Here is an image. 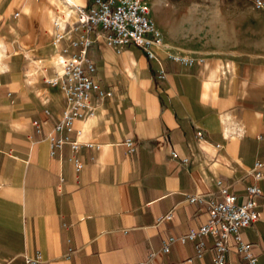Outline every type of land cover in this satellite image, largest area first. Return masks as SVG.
Masks as SVG:
<instances>
[{
	"label": "crops",
	"instance_id": "1",
	"mask_svg": "<svg viewBox=\"0 0 264 264\" xmlns=\"http://www.w3.org/2000/svg\"><path fill=\"white\" fill-rule=\"evenodd\" d=\"M68 1L75 8L94 2ZM166 1H154V14ZM76 15L64 0H0V263L211 264V237L201 257L193 242L175 241L167 253L162 247L207 221L204 206L188 198L219 201L220 182L238 203L248 186L261 191L259 220L242 239L264 264V84L256 83L264 56L183 66L170 56L191 54L178 51L157 19L164 45L153 48L152 60L88 32L94 77L112 96L93 93L89 114L74 122L77 172L68 146L51 156L48 138L65 103L44 83L60 58L77 54ZM54 19L66 32L56 46ZM226 261L244 264L235 250Z\"/></svg>",
	"mask_w": 264,
	"mask_h": 264
},
{
	"label": "built area",
	"instance_id": "2",
	"mask_svg": "<svg viewBox=\"0 0 264 264\" xmlns=\"http://www.w3.org/2000/svg\"><path fill=\"white\" fill-rule=\"evenodd\" d=\"M64 2L68 7L76 9V22L71 30L82 32L74 44L77 54L69 59L60 58L59 70L51 78L44 80L45 84L60 91L65 103L60 120L54 124L52 135L48 139L51 156H55L56 152L64 147L70 148L71 158L76 171L79 172L82 166L76 154L80 133L75 131L74 122L89 114L88 107L93 93H97L100 99L112 96L111 93L100 90L94 77L95 66L87 57V50L92 44L87 36L88 32H98L109 48L134 46L142 49L150 60L154 59L153 48L163 46L164 42L161 32L151 18L150 0H94L89 7L82 8H75L68 0ZM254 7L264 12V0H254ZM51 35L54 46L63 41L66 32L60 20L54 19L51 22ZM170 58L188 67L203 62V59L190 55H171ZM46 123L45 120L34 124L39 127L40 124ZM125 145L129 153H135L137 146L133 140H126ZM256 167L258 168L259 164ZM260 177L259 172L253 174L255 180ZM217 187L221 197L219 201L214 197L207 201L203 196L188 198V202L204 206L207 221L178 239L169 238L163 243L162 251L167 253L175 241L182 244L193 242L197 256L201 257L206 249L203 240L211 237L214 241L211 264H227V256L231 250L241 255L244 264H256L257 259L250 244L243 241L242 232L259 220L255 199L262 197L261 191L256 186H248L245 201L238 203L237 197L229 192L226 186L218 182ZM168 218L169 216H166V219Z\"/></svg>",
	"mask_w": 264,
	"mask_h": 264
},
{
	"label": "rangeland",
	"instance_id": "3",
	"mask_svg": "<svg viewBox=\"0 0 264 264\" xmlns=\"http://www.w3.org/2000/svg\"><path fill=\"white\" fill-rule=\"evenodd\" d=\"M154 1L151 18L167 24L169 39L183 48L178 51L203 60L264 56V12L254 7V0H170L155 14ZM259 62L256 83L261 87L264 61Z\"/></svg>",
	"mask_w": 264,
	"mask_h": 264
}]
</instances>
